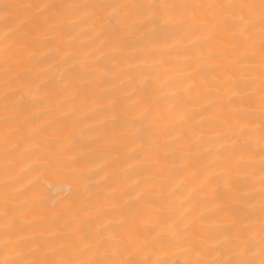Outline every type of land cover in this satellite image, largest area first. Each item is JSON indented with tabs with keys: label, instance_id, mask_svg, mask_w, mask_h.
Wrapping results in <instances>:
<instances>
[{
	"label": "snow or ice",
	"instance_id": "obj_1",
	"mask_svg": "<svg viewBox=\"0 0 264 264\" xmlns=\"http://www.w3.org/2000/svg\"><path fill=\"white\" fill-rule=\"evenodd\" d=\"M0 22L6 29L2 38L11 42L0 49V54L12 47L17 54L39 47L43 41L36 33L41 30L59 37L62 29L75 32L84 25L90 32L94 31L97 38L104 37L99 48L44 57L37 63L43 64L48 59L57 62L35 74L24 69L9 76L6 68L7 78L2 84L5 101L18 92L21 97H29L35 108L45 102L42 98L45 87L68 104H75L80 96L95 97L98 90L111 83L101 69L104 72L112 69L101 63V57L115 59L133 44L168 43L177 32H182L202 34L198 42L201 47L209 48L207 57L195 62L207 66L201 73L209 84L204 95H215L219 100L209 102L201 110L218 109L223 113L222 119L195 120L201 110L190 105L200 94L191 97L190 86L184 84L181 76L168 81L167 92L148 91L143 86L134 89L129 95L135 94L137 99L131 106L111 110L115 112L113 123L119 128L117 139L122 142L119 150L126 152L129 143L137 145L130 158L141 162L136 175L142 177V181L124 191L123 196L129 197L130 202L114 203L110 208L104 206L103 200L114 197L102 195L99 185L83 184L80 190V170L70 167L69 162L57 155L60 149L56 142L45 140L46 148L34 145L35 151L25 153L27 158L34 159L35 166L31 170L37 174V184L46 172L63 173L72 180L75 190L70 186L69 195L78 203L66 206L63 214L72 218L66 227L79 235L82 246L75 249L68 245L56 247L49 241L46 250H41L37 243L40 234L33 231L37 225L19 220L21 215L31 214L36 208L27 202L17 203V195L9 190L10 181L15 177L11 176V164H5L6 178L0 181L4 189L0 192V264H181L179 260L149 258L164 248H179L185 257L183 264H264V0H64L60 3L0 0ZM257 35L258 54L248 51L256 46ZM46 43L51 46L54 39H47ZM105 49L109 52L105 53ZM97 52L101 55L97 56ZM225 54L233 59L220 63ZM257 58L258 66L253 63ZM33 60L31 53L21 55L19 60L3 56V62L10 66L20 62L32 65ZM257 70L258 97L252 91L257 80L250 76L229 82L243 95L228 97L227 104L220 96L225 82L217 81L215 76L208 80L209 73ZM48 72L58 74L60 83L54 82L56 76L45 81L43 77ZM244 104L246 108L236 107ZM16 108L15 102L3 106L6 113L2 117L3 142L10 145L4 152L6 159L15 154L16 141L20 139L19 128L9 130L7 127L21 121ZM38 119L40 117L24 121V126ZM256 121H259L258 129L253 126ZM210 126L220 131L207 137L203 129ZM257 131L261 185L258 241L254 238V225L248 223L252 215L241 214L243 206L253 199L247 189L250 170L256 164L252 157L257 155L254 147ZM23 139L31 142L35 136L30 133ZM169 159L174 161L171 169L162 163ZM193 165L198 166L193 177L197 187L184 196L183 201L185 213L198 214L194 220L181 225L173 219V198L184 185H170L173 176L184 174ZM99 175L92 172L83 179L91 182ZM217 216H235L238 220L220 227L213 222ZM28 232L31 235H25ZM257 248L259 260L255 259Z\"/></svg>",
	"mask_w": 264,
	"mask_h": 264
},
{
	"label": "bare ground",
	"instance_id": "obj_2",
	"mask_svg": "<svg viewBox=\"0 0 264 264\" xmlns=\"http://www.w3.org/2000/svg\"><path fill=\"white\" fill-rule=\"evenodd\" d=\"M10 2L19 3L21 0H10ZM47 3L49 0H43ZM60 3L64 0H55ZM15 15V12H13ZM23 19V17H21ZM5 24L0 22V49H4L11 42L3 39ZM86 34H81V33ZM42 39V44L36 48H29L25 53L17 54L15 47L9 51L0 54V181L6 177L3 172L5 164H11V176L15 177L11 180L10 191L17 195V203L27 202L34 206L36 211L28 215H21L19 220L23 223H35L37 227L33 231L37 232L39 239L37 243L41 246V250H46L48 242L51 241L54 246L61 245L71 246L73 249L82 246L79 235L73 234V229L66 227V224L71 222V217L63 214V209L72 205L75 206L78 202L73 200L69 195L70 186L75 190V186L68 175L44 173L39 178L37 184V174L31 169L35 166L34 159H29L25 155L27 152L35 151L34 145H39L41 149L47 147L45 140H51L58 144L60 151L57 155L65 161L69 162L70 167H76L80 170L82 178L81 191L83 184L91 183L99 185L100 191L104 196L114 197L112 199H104L103 204L106 208H110L114 203H124L125 200L130 202V198L123 196L124 191L130 186H134L135 182L142 181V177L136 175V172L142 166L140 161L131 159L130 155L137 150V145L127 144L126 152H121L119 149L122 146L117 137L119 128L113 123L115 112L113 107L123 108L131 106L132 101L137 97L133 90L139 87H144L148 91L158 89L162 92H167V83L170 79L175 80L181 76L186 86H190L189 95L196 97L199 93V98L190 105V107L201 110L202 106H206L209 102H218L219 97L215 95H204L205 90L209 87L208 81L202 78L201 73L206 69V65L197 64L195 61L198 58L207 57L209 48L201 47L199 39L202 34L196 33L185 35L182 32L177 34L168 43H150L143 42L133 44L131 48H124L123 52L116 56L115 59L107 60L101 57V63L107 64L112 69L110 72H104L103 75L111 81L98 90L95 97L80 96L75 104H68L63 101L56 92L45 87L42 93L44 104L35 108L32 107V100L29 97H21L17 92L8 101H5L2 84L7 78L4 75L6 68L9 69V76H15L17 72L24 69H30L33 74L41 69H47L50 64H55L57 61L48 59L43 64H38L37 61L44 57H52L59 53L63 56L65 52L75 51L77 53L90 51L91 49L99 48L103 43L104 37L97 38L96 33L90 32L87 26L81 25L75 32H69L67 29H62L59 37L55 33L44 32L43 30L36 33ZM47 39H54L51 46H47ZM195 42V43H194ZM215 43V42H211ZM255 47L249 48L248 51L259 53V36L254 39ZM224 47H228V43H224ZM105 53L109 50L105 49ZM31 55L34 57L32 65H25L22 62L15 65H7L3 62V56H13L16 60L20 59L21 55ZM97 56L101 54L96 53ZM128 56L131 59H124ZM233 59L228 54H225L220 63L227 62ZM257 66L259 59L253 61ZM66 67V66H65ZM190 74V76H189ZM53 76H56L55 83H60L58 74L48 72L43 77L45 81H50ZM215 76L217 81H224V85L220 90V96L223 97L224 103L227 104V98L230 96L243 95L238 88L232 86L230 81L238 79H247L254 76L257 80L255 89L256 96L259 95V71L249 73L243 72H215L209 73L208 80ZM20 83H23L21 81ZM165 85L160 88V85ZM15 85L14 87H18ZM17 104L16 112L21 115L20 123L8 125V129L20 130V139L16 141L17 148L15 154L8 159L5 158L4 152L7 145L3 142L5 125L2 117L6 115L3 112L5 103ZM236 107H247L237 105ZM258 108V105H256ZM36 117H40L36 123H29L26 127L24 121H31ZM223 113L218 109L212 111H200V115L194 117L195 120H216L222 119ZM248 123V122H245ZM258 129L259 121L253 125ZM220 131V129L210 126L203 129L204 135L212 137ZM35 136V140L25 142L23 137L29 134ZM259 133L257 131L254 140V147L257 155L252 159L256 161L255 167L250 170L249 182L250 187L247 189L248 194L253 197L249 205H244L241 212L242 215L251 214L252 219L249 224L254 225V238L259 240ZM144 158L142 157V160ZM75 161V163H71ZM170 169L174 167V161L169 159L162 161ZM198 171V166H191L184 174L175 175L172 177V185L183 184L176 196L173 198L175 205V215L173 219L178 224L187 223L194 220L198 212L185 213V203L183 197L197 187L193 182L194 174ZM215 171V170H214ZM92 172H99V176L89 182L84 177ZM95 190V188L93 189ZM4 189L0 187V192ZM38 201H43L38 204ZM234 207H240L233 205ZM238 220L235 216H217L213 221L220 227L230 226L234 221ZM46 225V227H41ZM31 235V232L25 233ZM202 235V233H196ZM183 247V245H181ZM255 259L259 260V250H256ZM150 259H166L170 261L179 260L183 264V257L180 254V249L164 248L156 253H153Z\"/></svg>",
	"mask_w": 264,
	"mask_h": 264
}]
</instances>
